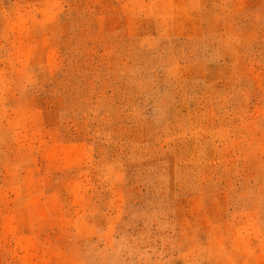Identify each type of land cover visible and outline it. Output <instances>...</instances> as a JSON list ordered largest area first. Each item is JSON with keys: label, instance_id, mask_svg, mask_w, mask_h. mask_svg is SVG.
<instances>
[{"label": "rangeland", "instance_id": "rangeland-1", "mask_svg": "<svg viewBox=\"0 0 264 264\" xmlns=\"http://www.w3.org/2000/svg\"><path fill=\"white\" fill-rule=\"evenodd\" d=\"M0 264H264V0H0Z\"/></svg>", "mask_w": 264, "mask_h": 264}]
</instances>
